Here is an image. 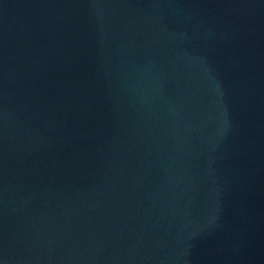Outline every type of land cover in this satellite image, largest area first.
Segmentation results:
<instances>
[{
    "label": "water",
    "instance_id": "water-1",
    "mask_svg": "<svg viewBox=\"0 0 264 264\" xmlns=\"http://www.w3.org/2000/svg\"><path fill=\"white\" fill-rule=\"evenodd\" d=\"M0 264H264V0H0Z\"/></svg>",
    "mask_w": 264,
    "mask_h": 264
}]
</instances>
